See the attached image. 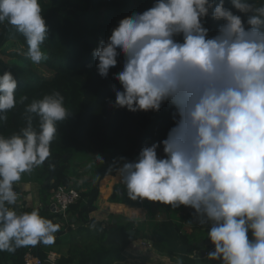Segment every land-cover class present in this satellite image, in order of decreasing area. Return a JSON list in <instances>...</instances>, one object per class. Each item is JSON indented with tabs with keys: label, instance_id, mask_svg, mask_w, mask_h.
<instances>
[{
	"label": "clouds",
	"instance_id": "clouds-1",
	"mask_svg": "<svg viewBox=\"0 0 264 264\" xmlns=\"http://www.w3.org/2000/svg\"><path fill=\"white\" fill-rule=\"evenodd\" d=\"M230 4L155 0L121 19L92 55L102 78L123 57L113 77L122 87L115 90L114 107L158 113L169 103L176 110L161 142L163 157L154 143L115 169L128 197L194 209L202 226L211 224L208 261L264 264V5ZM42 13L40 0H0V24L24 37L34 65L47 59L42 45L49 29ZM209 16L222 21L214 36L204 24ZM17 88L12 72L0 75V121L27 99L17 100ZM25 111L28 126L20 134L0 135V252L53 245L60 230L38 210L18 213L14 185L50 157L57 123L69 116L65 98L53 92Z\"/></svg>",
	"mask_w": 264,
	"mask_h": 264
},
{
	"label": "trees",
	"instance_id": "trees-1",
	"mask_svg": "<svg viewBox=\"0 0 264 264\" xmlns=\"http://www.w3.org/2000/svg\"><path fill=\"white\" fill-rule=\"evenodd\" d=\"M155 0H40L43 16L49 29L48 39L42 45L47 59L43 61L51 76L47 77L28 59V46L24 37L6 22L0 24V75L10 71L18 81L16 97L26 96L23 103L7 113V120L0 121V135L11 137L20 134L28 126L26 107L45 95L60 92L65 98L68 118L57 123V136L51 145V155L37 170L38 179L44 185V193H52L59 186H71V165L76 154L84 152L95 164L92 186L81 192V199L69 209L70 226L65 225L55 234L56 247L67 246L60 255L59 264H115L123 257L128 246L136 240L129 234L130 224L122 217H111L104 225L90 217L95 211L101 181L115 176V169L125 161L134 162L142 148L160 144L158 156L163 157L162 141L174 126L175 108L169 103L157 112H129L114 107L115 90H122L113 77L123 68V57L118 66L110 70L107 78L97 71L98 61L92 53L101 40L107 41L112 30L121 19L134 12L142 13L152 7ZM257 6L264 0H252ZM231 8L230 0H225ZM234 13L236 10L232 9ZM239 15L240 13H236ZM246 21V17H244ZM222 21L209 16L204 24L210 36L217 34ZM39 118L33 116L32 126L38 130ZM100 156L102 158L98 159ZM108 156L109 161L104 162ZM113 171H109V169ZM113 202L130 203L125 186L114 190ZM138 201V200H137ZM135 202V201H133ZM148 204V200H146ZM132 203V202H131ZM161 204V203H160ZM174 225L180 241L192 256L179 264H218L203 259L198 263L194 256L199 254L200 242L211 251L212 243L207 236L210 224L193 227L188 215L189 207L173 208L161 204ZM26 211H23V213ZM43 218H59L57 213L43 210ZM116 220V222H114ZM74 225L75 228H71ZM191 226L192 232H184ZM32 250L45 259L48 246L44 244L21 247L15 253L0 252V264H24L25 255Z\"/></svg>",
	"mask_w": 264,
	"mask_h": 264
},
{
	"label": "crops",
	"instance_id": "crops-1",
	"mask_svg": "<svg viewBox=\"0 0 264 264\" xmlns=\"http://www.w3.org/2000/svg\"><path fill=\"white\" fill-rule=\"evenodd\" d=\"M79 173V177L76 174V178L72 181L73 186L81 192L89 190L92 184L91 177L84 174L82 170ZM14 186L22 194L17 205L14 206L18 213L31 212L34 209L38 212L49 210L52 214L56 213L53 194L43 192L44 185L38 179L37 170L23 174L21 180ZM118 186H123L118 172L115 176L104 178L100 183L99 195L95 202L96 209L90 214L91 218L104 225L111 217H122L129 222V231H133L132 235L136 237V240L128 246L122 259L115 264H179L183 259L192 258L159 202L148 201V204L146 200H143V204H139L138 201L113 202L110 198ZM53 220L57 223L59 218ZM59 225L60 228L65 226L61 222ZM188 227L192 229L191 226ZM190 228L187 232H192ZM249 237L251 238V233ZM48 250L61 255L65 254L68 248L67 246L60 248L48 246ZM211 250L214 248L211 247Z\"/></svg>",
	"mask_w": 264,
	"mask_h": 264
},
{
	"label": "built area",
	"instance_id": "built-area-1",
	"mask_svg": "<svg viewBox=\"0 0 264 264\" xmlns=\"http://www.w3.org/2000/svg\"><path fill=\"white\" fill-rule=\"evenodd\" d=\"M14 190L21 197L20 191L14 186ZM52 199L53 205L55 207L56 213L59 215V220L62 224L70 226V217H69V209L71 206L76 204L81 199V191L73 186H59L52 191ZM139 204H143V200H138ZM71 228H75L74 225H71ZM211 228V224L206 229L209 231ZM41 243L37 244L40 245ZM212 251V250H211ZM206 251L204 259L207 260ZM196 254L195 256H197ZM60 255L56 252H49L45 259H42L38 255H36L32 250L25 255L24 264H59Z\"/></svg>",
	"mask_w": 264,
	"mask_h": 264
},
{
	"label": "rangeland",
	"instance_id": "rangeland-1",
	"mask_svg": "<svg viewBox=\"0 0 264 264\" xmlns=\"http://www.w3.org/2000/svg\"><path fill=\"white\" fill-rule=\"evenodd\" d=\"M45 1H47V0H45ZM35 67L38 68V70H39L40 73H42L43 75H45L47 77H50L52 75L51 72L44 65H42V64L35 65ZM94 165L95 164L92 162V159L86 153L81 152V153L76 154L75 157L72 160V165H71V171H72L71 172V176H70L71 177V181H73V179L76 178L75 177L76 174L79 177V174H80L79 171H81V170H82V172L84 174L89 175L91 177V180H92V178H93V175L92 174H93ZM71 186H73L72 182H71ZM91 186H92V184H91ZM130 201L133 203V200L130 199ZM187 227L188 226H186L183 229V231L185 233L187 232V229L189 230V228H190V227H188V228ZM192 229H191V231H193ZM188 233H190V232H188ZM46 246H48V245H46ZM51 247H53V246H51Z\"/></svg>",
	"mask_w": 264,
	"mask_h": 264
},
{
	"label": "water",
	"instance_id": "water-1",
	"mask_svg": "<svg viewBox=\"0 0 264 264\" xmlns=\"http://www.w3.org/2000/svg\"><path fill=\"white\" fill-rule=\"evenodd\" d=\"M104 162H108L109 161V157L106 156L104 157L103 159ZM42 166V165H41ZM42 210V209H41ZM54 212H56L55 208H54ZM41 213V211L39 212V214ZM188 215L191 217V223H192V226L193 227H198L199 225V221L198 219L196 218V215H195V210L192 209V208H189L188 210ZM55 223L54 220H51ZM58 224H60V220L57 221ZM129 234L132 235L133 234V231H129ZM209 245V241H204V242H200L198 244L199 248L201 249L199 254L197 256H195V259L198 263H201L202 260L204 259V256H205V253H206V249H205V246ZM212 247L214 248V245H212Z\"/></svg>",
	"mask_w": 264,
	"mask_h": 264
}]
</instances>
